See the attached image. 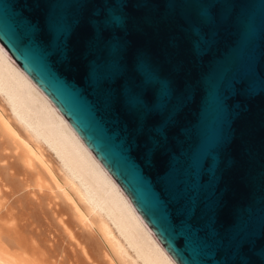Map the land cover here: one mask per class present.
<instances>
[{
	"label": "water",
	"instance_id": "water-1",
	"mask_svg": "<svg viewBox=\"0 0 264 264\" xmlns=\"http://www.w3.org/2000/svg\"><path fill=\"white\" fill-rule=\"evenodd\" d=\"M0 47L178 264H264V0H0Z\"/></svg>",
	"mask_w": 264,
	"mask_h": 264
},
{
	"label": "bare ground",
	"instance_id": "bare-ground-1",
	"mask_svg": "<svg viewBox=\"0 0 264 264\" xmlns=\"http://www.w3.org/2000/svg\"><path fill=\"white\" fill-rule=\"evenodd\" d=\"M0 97V264H178L1 47Z\"/></svg>",
	"mask_w": 264,
	"mask_h": 264
},
{
	"label": "rangeland",
	"instance_id": "rangeland-1",
	"mask_svg": "<svg viewBox=\"0 0 264 264\" xmlns=\"http://www.w3.org/2000/svg\"><path fill=\"white\" fill-rule=\"evenodd\" d=\"M0 103H2V105H3V107L7 110V113L9 114V112H10V114H9V116L11 117V118H15V116L12 114V112H11V110H10V107H9V104L8 103H6V101L3 99V98H1L0 97ZM5 105V106H4ZM13 122H15V124L16 125H18V127H20L19 128V130H22L23 131V127H22V125L21 124H19L16 120H14ZM49 153V152H48ZM47 153V155L48 156H50V154H48ZM51 153V152H50ZM51 155H52V153H51ZM50 158H55L54 156H50ZM53 162H54V164H55V166H56V169H59V166L60 165H58L59 163L57 162V160L55 159V160H52ZM61 174V173H60ZM62 175V174H61Z\"/></svg>",
	"mask_w": 264,
	"mask_h": 264
}]
</instances>
